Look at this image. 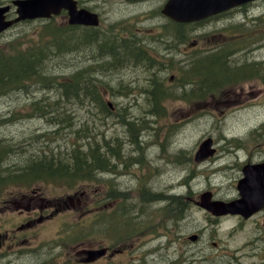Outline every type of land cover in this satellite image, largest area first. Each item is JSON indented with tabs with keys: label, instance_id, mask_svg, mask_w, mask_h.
Instances as JSON below:
<instances>
[{
	"label": "rangeland",
	"instance_id": "obj_1",
	"mask_svg": "<svg viewBox=\"0 0 264 264\" xmlns=\"http://www.w3.org/2000/svg\"><path fill=\"white\" fill-rule=\"evenodd\" d=\"M84 1L102 13L98 29L79 28L75 30L77 35L72 36L65 29L68 18L27 20L3 34L1 50L8 55H19L40 45L56 48L48 57L50 64L46 62V69L63 79H68L81 67H101L102 70L90 72L88 84L92 92L101 94L97 99L101 96L102 101L112 105L111 110H103L99 102H92L93 92L88 103H85L87 97L73 107L67 103L73 110L65 113L64 121L71 126L64 128L65 122L49 121L32 105L39 100L43 106L41 98L44 97L53 103L56 95L50 94L51 90L33 88L30 92L19 95L12 92L0 97V146L3 147L0 172L14 173L15 166H24L44 152H65L73 147H88L89 143L106 146L109 142L120 157L109 154L110 163L106 166L109 170L94 173L92 179L75 175L71 181L63 177L2 184L0 222L8 228L13 217L7 213L18 210L6 201L7 195L15 194L16 199L28 192L24 202L38 206L44 214L49 212L47 206L55 203L62 206L66 201L65 206L70 208L61 210L48 222L49 226L40 228L41 236L18 248L11 243L10 251L1 258L13 264H36L38 260L33 253L40 250V254L45 253L41 243L50 250L54 242L48 235H53L55 228L67 220V229L70 226V234L76 235L72 243L62 248L60 264H232L236 254L232 250L243 245L250 232L253 242L242 260L246 264L259 261L254 252L255 240L263 237V233L250 227L246 234L241 231L236 232L237 235L227 234L232 221L226 220L218 228V234L208 239L191 237L196 233L204 234L207 215H213L196 203L200 194L211 189L218 197H229L234 192L233 158L229 151L223 150L228 146L226 138H232V144L264 142V81L253 77L239 84L228 82L230 84L215 93L194 99L182 98L183 90L193 87L182 86V83L190 79L192 72L186 61L192 55L199 51L206 54L228 41L244 47L234 56L240 61L264 58V48L260 49L264 44V0L205 23L190 24L184 36L186 41H178L183 37L178 36L170 46L159 40L163 36L159 34L173 32L171 28L165 30L166 25L175 28L161 12L165 0H147L141 4L128 0ZM106 32L127 34L139 40L158 58L157 74L166 84L167 92L173 95L165 94L162 98L160 84L157 102L160 99L164 102L156 105L150 99L154 87L151 70L131 62L118 63L116 56L101 57L96 53L94 48L104 47L111 38H106ZM83 39L87 42L79 45ZM172 75L175 77L170 81ZM63 102L56 104V111L67 110L66 106H61ZM132 119L136 123H130ZM4 120L8 123L1 124ZM210 136L221 151L212 158L220 155L216 164L224 160L217 167H212L213 162L194 158L199 144ZM226 197L223 198L228 199ZM105 217L107 219L103 220ZM55 221L57 223H53ZM117 224L120 226L116 227ZM13 227L11 224L10 229ZM0 231L6 232V227ZM206 231L209 233L212 228ZM68 233L64 235L68 237ZM218 237L227 240L220 243ZM214 241H218V245L213 244ZM97 246L106 247L107 255L91 263L82 260L80 251ZM48 255L37 264L44 263ZM49 260L56 262L49 258L45 263Z\"/></svg>",
	"mask_w": 264,
	"mask_h": 264
},
{
	"label": "trees",
	"instance_id": "obj_2",
	"mask_svg": "<svg viewBox=\"0 0 264 264\" xmlns=\"http://www.w3.org/2000/svg\"><path fill=\"white\" fill-rule=\"evenodd\" d=\"M101 40L98 41V43L101 42ZM84 42H86L85 39L79 41L78 44L82 45ZM103 46L110 47L105 44ZM45 48L40 45L31 51H26L19 55H8L0 49V97L8 96L12 92L18 95L23 92H30L33 88H37L39 90L42 89L45 92H47L46 89H50L52 90L50 94L55 93L56 95V98H53V103L48 102L44 97L41 98L44 101L43 106L39 100L34 101L32 105L34 109L40 111V114H44L49 121L61 123L62 121L65 122V113L73 110L71 107L68 108V106H66L67 103L73 107L75 103L84 102L86 97L87 100L85 103H88L91 100V96L94 91L92 92V88L88 84L91 79L89 74L92 71L101 70V67H81V70H78L76 73H72L71 77L63 79L52 75L47 71L46 62L48 63V57L50 56L52 49L54 50L56 48H48V46ZM98 48H100V50L102 49V47ZM60 51L63 50H59V52ZM221 54H218V56H221ZM100 55L101 57H104L102 52H100ZM213 57L220 66L207 65L205 67V78L203 81L198 82L197 85H194L196 88H192L190 92L191 95H189L190 98H192V95H196L194 94L195 92L198 96L200 95L201 97H204L206 94H209L210 91L221 87L220 82L214 83L212 80H214V78H218L222 71H225L228 74L233 73L230 79L247 75L245 72H235V64H231L230 66L232 67H228V64L224 61L225 59L223 56L218 59L215 53H213L212 58ZM191 68L190 70H193L194 67ZM205 79L207 80L205 81ZM154 93H158L157 89L154 90ZM97 95L101 94L96 92L91 101L99 102L103 110L108 109L106 105L107 103L102 101L101 96L97 99ZM88 98L90 100H88ZM60 100L62 102L64 101L61 106L67 107V110L64 112L59 110L56 111V107H58L56 104ZM156 102L157 101H154V103ZM27 115L30 116L28 113ZM4 122L5 120L1 122V124ZM7 123L8 121L5 122V124ZM130 123H136V121L132 119L130 120ZM70 126L71 124L67 122L63 125L64 128ZM42 135L43 134H39V136ZM89 145L90 148L88 149H86V147H73L71 149H67L65 152L61 150L50 151L44 152L40 156H34V158L29 160L27 164H24V166H15L16 168L14 167V169H17V171L14 173L4 175L0 172V185L5 184L8 181L17 182L20 180L31 183L37 179H58L67 176L73 177L75 175L90 176L91 171L89 169L105 168L107 158L106 154H103L102 150H100L98 144L92 147L90 143ZM2 149L3 147L0 146V159ZM0 170H3L1 166Z\"/></svg>",
	"mask_w": 264,
	"mask_h": 264
},
{
	"label": "flooded vegetation",
	"instance_id": "obj_3",
	"mask_svg": "<svg viewBox=\"0 0 264 264\" xmlns=\"http://www.w3.org/2000/svg\"><path fill=\"white\" fill-rule=\"evenodd\" d=\"M14 1L15 0H0L1 6H9L7 18L11 20H14L18 17L17 7L16 5H14ZM232 156V167L234 171V178L232 184L234 192L232 191L229 197H217L220 199H225L223 197H226L228 199L225 200H229L231 202L241 200L244 197V194L239 187V183L241 179L246 176V171L248 170L250 173L249 185L248 188L244 189V191L248 195L246 205L242 206L241 209L236 212L228 213L225 215H215L213 213V215L208 214V223L206 226H204L205 232L204 234L197 233V238L199 240L208 239L211 235L215 233L218 234V228L221 226L223 221L226 220L232 221V224L228 228L229 230L225 232L227 234L237 235L236 232L238 231H241V233L246 234L249 231L247 229L248 227H250V229L253 231L258 230L263 233V237H260L259 239L255 240L257 246L254 249V252L256 254V257H259L260 260H257L252 264H264V193L261 194L258 191H251L253 187H261L264 182V173L257 172L251 166L260 163L264 164V142L255 144H235ZM27 193H25L26 195L24 197L16 199L15 194L10 195V197L7 195L9 199L6 201L9 204H14L16 206V210L18 211L7 213L11 217H13L11 224H13L14 227L12 228V230L10 229L11 224L8 228L7 226H5L4 223L0 222V229L2 227H6V232L3 233L0 231V264H13L11 260L4 262L3 258H1L5 255V253L10 251L9 247L11 246V243L15 245L14 247L18 248V246L26 242H30V239H35L38 236H41L42 232L40 228L49 226L48 222L52 221L56 214H59L61 210L66 211L69 209V206H65L66 202L64 201V203H62V206H58L56 203L52 204L51 206H47L46 210H49V212L47 214H44L43 210L41 209L40 211L38 206H33L30 203L26 204L24 202V199H26V197L28 196ZM39 198L43 200L42 197ZM65 222L68 221L63 220V224H60L57 229L55 228L54 234L48 235L51 237L50 239L54 242L52 248L50 250H47L45 244L41 243L45 249V253L43 252L44 254H40V252H42L41 250L38 253H34L35 258L36 260H38V262L41 260L42 257H45L47 254H49L50 257L48 255L47 258L43 260L44 263L42 264H53L50 260L48 263H45L48 261L49 258H54L56 260L55 264H60V259L62 257V248L67 245V243H72V238H74V234H70L71 228L67 229L65 224L68 223ZM53 223L57 222L55 221ZM36 226L38 227L35 228ZM207 228H212V231L208 233L206 231ZM64 233H68V237L65 236ZM252 236L253 235L251 232L247 234L248 239H245L243 241V245H239L234 250H232L236 252V254L233 256L232 264H246L245 262H243L242 258L246 257L248 254L247 248L250 245V242H253V240H250ZM218 240L220 243H223L227 239H221L218 237ZM219 242L214 241L213 244L218 245ZM228 242H230V240H228L227 243ZM99 248L100 247L88 249L85 248L80 251L79 253L83 254L82 260H85L86 258L90 257L89 250L93 251L94 249Z\"/></svg>",
	"mask_w": 264,
	"mask_h": 264
},
{
	"label": "water",
	"instance_id": "obj_4",
	"mask_svg": "<svg viewBox=\"0 0 264 264\" xmlns=\"http://www.w3.org/2000/svg\"><path fill=\"white\" fill-rule=\"evenodd\" d=\"M250 0H169L165 6L164 12L177 20H199L211 14L218 13L233 6L246 3ZM22 10V17H40L50 16L52 11L59 12L61 8L66 7L70 10L73 21L87 22L84 14L77 11L74 0H27L19 3ZM0 10V32L6 29L10 23L4 22ZM89 23H91L88 20ZM96 23V21H94ZM213 139L205 140L197 153V159H202L212 153ZM210 194L203 196V205L215 211V205L204 202ZM218 204V203H215ZM227 211V209L225 210Z\"/></svg>",
	"mask_w": 264,
	"mask_h": 264
}]
</instances>
